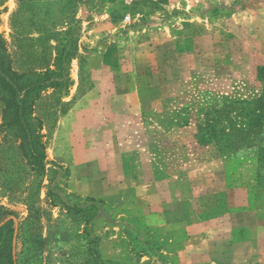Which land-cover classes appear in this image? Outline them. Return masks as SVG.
I'll return each mask as SVG.
<instances>
[{"label":"rangeland","instance_id":"rangeland-1","mask_svg":"<svg viewBox=\"0 0 264 264\" xmlns=\"http://www.w3.org/2000/svg\"><path fill=\"white\" fill-rule=\"evenodd\" d=\"M79 1L71 29L59 14L50 22L40 21L43 14L31 20L18 0L0 6V35L14 71L53 68L57 43L40 23L64 33L57 39L67 46L77 39L92 83L80 95L79 60L72 59L73 85L64 100L74 98L73 105L42 131L46 165L56 174L44 179L34 214L28 180L14 192L0 186V207L12 213L5 220L15 234L21 227V234L46 237L60 223L81 232L85 215L93 214L87 230L105 263L264 264V153H258L264 140L224 154L196 140L198 125L222 105L261 95L264 0ZM2 138L0 173H9ZM217 173L227 190L200 192ZM48 184L70 212L51 202ZM226 214L227 238L204 224ZM191 232L205 235L198 253L189 252L199 243L187 241ZM83 243L51 241L40 264H86Z\"/></svg>","mask_w":264,"mask_h":264},{"label":"trees","instance_id":"trees-1","mask_svg":"<svg viewBox=\"0 0 264 264\" xmlns=\"http://www.w3.org/2000/svg\"><path fill=\"white\" fill-rule=\"evenodd\" d=\"M20 8L29 11L32 18L43 14L42 22H50L59 14L71 29L75 21V11L80 5L79 0H18ZM3 0H0V6ZM38 18V19H37ZM42 34L54 39L56 55L52 67L47 65L43 71H29L18 73L11 68L7 53L6 43L0 35V115L6 161L11 162V172L2 170L0 173V186L6 191L14 192L18 186L28 180L26 188L29 197V210L34 214L33 199L42 188L43 181L49 178V173L56 174V170L47 168L45 155V142L42 131L52 129L59 117L67 114L72 107L74 98L70 101L64 99L69 96L73 85L69 75V64L72 59L79 60V85L80 95L92 88L88 83L87 75L84 76L83 63L85 59L78 55V41L75 38L66 44L59 41L63 34L53 33L43 27ZM72 31V30H71ZM84 49V48H83ZM257 80L263 85L261 95L257 98L241 101H228L217 111L216 117L206 118L198 125L196 140L200 145L214 144L221 154L225 148L231 146L252 145L253 140H264V66L256 71ZM88 83L83 88L84 80ZM207 115V113H206ZM205 115V116H206ZM264 142V141H263ZM249 143V144H248ZM259 154L264 153V143L260 146ZM4 158V159H5ZM263 160V159H262ZM53 178V177H52ZM48 179L51 184L53 179ZM47 185L48 196L54 205H61L70 212L72 209L65 205L57 193L51 192V185ZM95 203V200L88 199ZM92 205L88 210L94 211ZM86 212V211H85ZM11 212L0 207V264H40V252L51 241H84L86 264H118L105 263L98 252V238L87 230V225L93 219V214L83 220L85 228L81 230L66 231L60 225L51 229L46 237L21 234L20 228L15 234L14 224L11 219H6ZM86 214V213H85ZM16 238V243H15ZM17 240L22 245L19 257Z\"/></svg>","mask_w":264,"mask_h":264},{"label":"crops","instance_id":"crops-1","mask_svg":"<svg viewBox=\"0 0 264 264\" xmlns=\"http://www.w3.org/2000/svg\"><path fill=\"white\" fill-rule=\"evenodd\" d=\"M139 109H140V107H138V110ZM134 110L135 109L130 108L129 112H134ZM210 175H211V177L208 180L207 179L204 180L205 181L203 183L204 188L201 189L200 192L210 190V191H212L211 193H219V192H223V191L227 190L228 183H227L225 176L223 177V175L221 176V175H219V173H217L216 175H212V174H210ZM229 217H230L229 214H226V215L219 217V218H212L209 221L205 222L204 224L208 225V229H210V231L218 230V234L225 235L224 238H227V233H229V232L226 233L225 231H227L226 227L229 224ZM234 226L231 224L232 229L234 228ZM213 229H215V230H213ZM196 233L197 232H193L187 241H189V240L194 241L195 240L196 242H199V243L195 244L196 248L190 249L189 252H192L194 250L196 253H198L200 250L202 251V248L204 249L206 247V241L204 239L205 235L203 234L204 236H202L201 232L200 233L198 232L197 234ZM193 234H196V235H193ZM206 234H208V233H206ZM240 245L241 244H234L232 247H236V246H240ZM202 253H204V252H202ZM205 257L206 256L200 258L199 260L200 261L205 260ZM210 262L212 263V261H210Z\"/></svg>","mask_w":264,"mask_h":264}]
</instances>
